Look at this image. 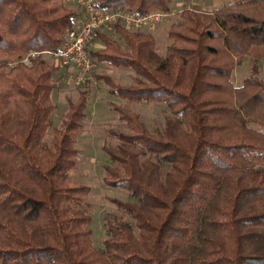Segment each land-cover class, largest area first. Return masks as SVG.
I'll return each instance as SVG.
<instances>
[{"label": "trees", "instance_id": "obj_1", "mask_svg": "<svg viewBox=\"0 0 264 264\" xmlns=\"http://www.w3.org/2000/svg\"><path fill=\"white\" fill-rule=\"evenodd\" d=\"M94 1L170 11L169 0ZM225 1L183 10L163 54L149 33L118 25L112 37L95 33L103 48L91 58L133 73L128 86L95 80L123 102L169 112L151 131L110 103L126 130H109L104 182L132 200H109L120 215L105 221L98 249L82 208L90 188L70 177L88 93L68 101L54 126L59 68L44 56L20 63L30 51H57L79 11L69 0H0V264H264V0Z\"/></svg>", "mask_w": 264, "mask_h": 264}, {"label": "rangeland", "instance_id": "obj_2", "mask_svg": "<svg viewBox=\"0 0 264 264\" xmlns=\"http://www.w3.org/2000/svg\"><path fill=\"white\" fill-rule=\"evenodd\" d=\"M187 7L194 11H202L195 4H175L172 7V11H175L177 15L160 26V31L166 32L172 24L178 22L180 10H184ZM162 32L158 36L156 35V49L160 54L165 52L169 43L168 38L163 36ZM106 34L110 37L115 35L111 34V32H106ZM97 49V47L93 49L90 47L92 51H96ZM45 58L51 60L49 56ZM247 64L248 59L245 58L242 64L236 68L233 75L234 83L240 84L241 79L247 75ZM259 70L258 77L264 81V59L260 62ZM94 74L108 76L116 83L124 86L132 83L133 73L130 70L99 63L95 64L90 76H83L82 82L77 81V78L81 77L77 70L59 68V71L53 77L56 88L51 95V100L56 105V110L52 114L51 120L54 126H58L61 118L67 112L68 101L75 102L78 99L79 91H86L88 93L87 117L77 144L81 154L78 165L70 173V177L90 188V193L86 197L82 208L92 219L90 225L93 233L92 241L95 247L102 249V242L107 237V231L104 227L105 221H114L120 215V210L110 203L109 200L118 199L124 202L132 200L125 190L109 187L104 182L105 173L103 166L109 165L111 162L103 151V147L115 144V140L109 136V130H126L125 125L118 120L116 113L111 111L110 103L122 105L137 113L141 121L151 131L155 127L161 128L163 126L164 117L169 112L162 106L127 103L111 96L107 88L95 80Z\"/></svg>", "mask_w": 264, "mask_h": 264}, {"label": "built area", "instance_id": "obj_3", "mask_svg": "<svg viewBox=\"0 0 264 264\" xmlns=\"http://www.w3.org/2000/svg\"><path fill=\"white\" fill-rule=\"evenodd\" d=\"M77 4L82 9L81 15L74 26L65 33L59 49L52 52L30 51L20 61L23 66L30 67L32 60L39 56H49L55 67L77 70L81 75L77 81L82 82L83 76H90L96 64L89 54L90 47L95 42L96 32L111 30L116 25L127 31L151 32L177 15L172 10L145 14H134L124 8L105 10L94 0H78ZM184 10L191 9L187 7ZM182 11L180 10V13ZM13 66V63L9 64L10 68Z\"/></svg>", "mask_w": 264, "mask_h": 264}, {"label": "crops", "instance_id": "obj_4", "mask_svg": "<svg viewBox=\"0 0 264 264\" xmlns=\"http://www.w3.org/2000/svg\"><path fill=\"white\" fill-rule=\"evenodd\" d=\"M69 3H71L72 4V7L74 8V9H76V10H78L79 11V16L81 15V12H82V9H81V7H79V5L77 4V1L75 2L74 0H69ZM181 4V5H184V4H186V5H188V4H195L196 6H199L200 7V9L202 10V11H206V12H210V11H213V10H216V9H219V8H221V7H223L225 4H226V1L225 0H169V7H170V10H172L173 8V5H175V4ZM112 30V31H111ZM111 30H108V31H105L104 33H106V32H111V34L113 33V34H115L114 32H113V29H111ZM161 30V27L159 26V27H157V28H155L153 31H151V32H147V31H143V32H145V33H149V34H151L153 37H154V39H155V41H156V35L158 36V34L159 33H161L162 31H160ZM167 32V31H166ZM166 32L164 31V32H162V35L163 36H166ZM168 45V44H167ZM94 47H97L98 49L97 50H100V49H102L103 48V45H102V43L99 41V40H95V42H94V44L92 45V49L94 48ZM96 50V51H97ZM262 59H264V58H262ZM261 59V60H262ZM261 62V61H260ZM259 66H260V63H259ZM236 70V69H235ZM235 72V71H234ZM233 75H234V73H233ZM233 80V79H232ZM241 81H242V79H241ZM264 82V81H263ZM233 83H234V81H233ZM234 85L235 86H238L239 85V83H234Z\"/></svg>", "mask_w": 264, "mask_h": 264}]
</instances>
